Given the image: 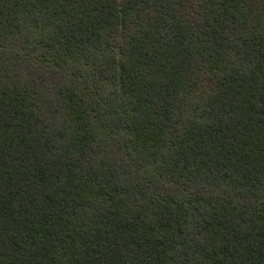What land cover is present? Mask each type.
<instances>
[{
  "label": "trees",
  "instance_id": "trees-1",
  "mask_svg": "<svg viewBox=\"0 0 264 264\" xmlns=\"http://www.w3.org/2000/svg\"><path fill=\"white\" fill-rule=\"evenodd\" d=\"M0 264H264V0H0Z\"/></svg>",
  "mask_w": 264,
  "mask_h": 264
}]
</instances>
